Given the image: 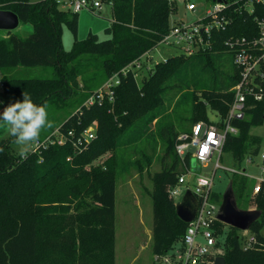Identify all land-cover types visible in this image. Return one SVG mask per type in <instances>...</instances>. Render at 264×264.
I'll use <instances>...</instances> for the list:
<instances>
[{
    "label": "trees",
    "instance_id": "16d2710c",
    "mask_svg": "<svg viewBox=\"0 0 264 264\" xmlns=\"http://www.w3.org/2000/svg\"><path fill=\"white\" fill-rule=\"evenodd\" d=\"M112 1V19L105 29L110 38L101 41L89 33L85 41L64 51L60 27L67 24L76 36L79 13L61 9L56 0H0V10L12 11L20 23L33 26L26 38L12 31L5 37L0 34L4 93L22 100V93L27 92L47 110L52 104L60 108L67 100L75 107L57 127L68 136L63 145L50 144L21 160L11 150L14 137L0 140V264H116L119 169H148L158 146L164 154L162 169L153 176L151 194L153 254L163 255L179 245L186 232L187 223L178 217L170 197V188L184 173L175 151L177 137L199 122H210L208 110L221 118L227 116L239 72L233 65L228 69L226 57L232 62V56L223 42L258 36L254 19H264V4L257 5L253 14L230 11L234 22L226 31L214 33L212 52L182 54L160 62L141 84L133 74L121 76L113 102L105 98L87 107L86 101L108 79L154 50L172 26L170 0ZM20 67H41L51 76H12ZM248 104L245 118L234 122L239 134L229 136L224 147L239 165L263 149L262 137L251 130L264 125V101L249 99ZM91 125L96 126V137L76 148L74 141ZM55 130L43 131L39 141ZM147 144L153 149L151 154L145 150ZM235 178L232 187L240 198L247 179L243 175ZM213 198L222 200L215 192ZM250 203L261 211L250 228L257 240L253 247L244 249L242 231L220 221L215 224L217 248L223 250L225 264H264V181ZM214 262L211 256L201 264Z\"/></svg>",
    "mask_w": 264,
    "mask_h": 264
},
{
    "label": "built area",
    "instance_id": "2783aa9c",
    "mask_svg": "<svg viewBox=\"0 0 264 264\" xmlns=\"http://www.w3.org/2000/svg\"><path fill=\"white\" fill-rule=\"evenodd\" d=\"M56 1L61 9L68 8L69 11L75 13L84 9L100 11L104 5L111 8L113 5L112 0ZM262 4H264V0H212L211 6L204 11V14L196 22L184 24L177 21L172 24L170 31L163 37L159 45L175 47L185 56L212 52L216 43L214 33L226 31L234 22L230 11L242 12L244 10L253 14L256 6ZM186 8L195 13L198 6L189 2ZM254 22L259 30L258 36L252 39L231 37L223 42L224 47L232 56L233 66L239 72V81L232 88L234 99L230 104L227 116L225 118L220 117V121L216 123L211 121L199 122L192 127L190 132L180 133L177 137L175 151L184 173L178 177L177 183L170 188V197L176 205L177 198L181 196L184 198L189 191L197 200L198 209L194 219L187 224L181 243L163 255L154 256L158 264H201L207 257L216 258L220 255L221 249L217 248L215 224L218 221L216 215L222 200L217 202L213 198L216 172L219 169H224L221 158L226 141L229 136L239 134V129L234 126V122L245 118L246 111L250 107L248 100L264 101V19L256 17ZM146 55L147 53L142 57ZM142 57L119 73L114 74L84 105L88 107L96 101L101 104L105 98L113 102L115 100V88L120 84L121 76L126 77L128 74H133L137 79L140 69L143 68L140 61ZM68 135L72 137L73 132L70 131ZM95 137L96 126L91 125L73 144L76 148H83V145L89 144ZM67 141L68 136L56 129L44 141L37 142L31 152H40L50 144L63 145ZM261 157L264 159V149L261 152ZM214 158H216V162L211 175L203 176L201 174L202 168L208 167ZM193 160L196 162L195 166L192 165ZM259 188L260 184L254 188V192L257 193ZM243 233L246 235L248 231ZM244 237H246L245 250L253 247L257 241L254 235Z\"/></svg>",
    "mask_w": 264,
    "mask_h": 264
},
{
    "label": "rangeland",
    "instance_id": "374dc122",
    "mask_svg": "<svg viewBox=\"0 0 264 264\" xmlns=\"http://www.w3.org/2000/svg\"><path fill=\"white\" fill-rule=\"evenodd\" d=\"M65 1L68 2V0ZM189 2H193L198 6L195 13L187 10L186 5ZM170 4L171 24H174L175 21H181L184 24H192L196 22L197 19L204 14V11L211 6V2L208 0H170ZM65 10H68V8ZM111 18L112 10L108 5H104L100 11H90L88 9L82 10L79 12L78 32L76 36L69 29L67 24L63 23L61 25L59 37L62 49L64 51L72 50L76 43L85 41L89 33L97 35L101 41L110 38V35L105 32V29L109 25ZM30 28V24L20 23L17 29L12 32L26 38L30 36L28 33V31L31 30ZM0 34L1 37H5L6 31H1ZM178 55H182L180 50L168 45H159L158 48L148 52L146 56L140 59L143 68L140 69L137 77L139 84H141L143 79L149 77L157 64L160 62H166L168 59ZM226 59L228 61V69L232 70L234 66L232 67L233 64L230 60V56H227ZM11 75L17 78H47L51 76L48 70L41 67L32 69L20 67L13 71ZM4 76L5 74L0 71V101H3V103H0V113H2L4 107L9 103L17 101L14 96L4 93L1 86V80ZM74 110L75 107L72 106L71 102L68 100L60 108H58L56 104L50 105L48 108L49 120L52 127H54V130L58 129L57 127L66 121ZM208 116L213 123L220 121V116L214 111L208 110ZM175 124L177 128H179L177 121H175ZM51 128H45L42 132L48 131ZM251 133L262 137V148L264 149V125L253 128ZM11 138L12 136L7 132L0 131V140ZM35 145L36 143H33L30 152ZM11 150L14 155L19 156L14 141L11 143ZM145 150L148 154L153 152L150 144L145 146ZM129 153L132 154L134 158L138 157V154H135L133 151H129ZM163 154L162 147L158 146L153 164L143 171L132 168L129 172H124L122 169H119L120 171L118 172L116 185L115 207L116 264H158L155 261V255L152 251L154 215L151 194L154 190L153 176L155 173L161 171L163 166ZM215 162L216 158H214L213 162H211L208 167L202 168L201 174L203 176L211 175ZM221 164L224 169L217 170L213 191L223 197L228 186L236 179L235 176L240 177L243 175L247 179V185L244 194L240 198L236 196L238 199V206L244 210L256 209L250 203V199L255 194L254 188L260 184L261 181H264V159L261 157V154L257 157L248 155L246 160L239 165L235 163L231 154L224 152L221 158ZM182 198V196L178 197L176 204L179 203ZM225 231L229 232V228L226 227ZM262 232L264 233V229ZM241 235L251 236L253 235V232L249 230L246 235H244V233H241ZM223 253V250H220L219 256L224 257Z\"/></svg>",
    "mask_w": 264,
    "mask_h": 264
},
{
    "label": "clouds",
    "instance_id": "9594fccd",
    "mask_svg": "<svg viewBox=\"0 0 264 264\" xmlns=\"http://www.w3.org/2000/svg\"><path fill=\"white\" fill-rule=\"evenodd\" d=\"M22 96V100L9 103L0 113V131L15 138L17 154L21 160H26L33 143L39 142L42 130L51 128L52 124L46 106L34 103L27 92Z\"/></svg>",
    "mask_w": 264,
    "mask_h": 264
},
{
    "label": "water",
    "instance_id": "95a60500",
    "mask_svg": "<svg viewBox=\"0 0 264 264\" xmlns=\"http://www.w3.org/2000/svg\"><path fill=\"white\" fill-rule=\"evenodd\" d=\"M19 24L20 20L14 12L0 10V31H13L17 29ZM192 165H196L195 160L192 161ZM197 209L198 202L189 191L184 196L182 202L176 204V212L178 217L187 224L194 219ZM260 217V210H244L238 206L231 183L223 194L222 202L216 215L217 220L226 224L227 226L245 232L249 231L252 225L258 221ZM214 264H225V258L222 256L216 257Z\"/></svg>",
    "mask_w": 264,
    "mask_h": 264
},
{
    "label": "crops",
    "instance_id": "0c3cea01",
    "mask_svg": "<svg viewBox=\"0 0 264 264\" xmlns=\"http://www.w3.org/2000/svg\"><path fill=\"white\" fill-rule=\"evenodd\" d=\"M112 19V18H111ZM31 25V24H30ZM31 30H29L28 31V33H29V35H31L32 34V32H33V26L31 25V28H30Z\"/></svg>",
    "mask_w": 264,
    "mask_h": 264
}]
</instances>
